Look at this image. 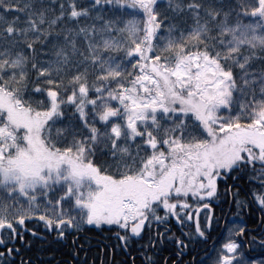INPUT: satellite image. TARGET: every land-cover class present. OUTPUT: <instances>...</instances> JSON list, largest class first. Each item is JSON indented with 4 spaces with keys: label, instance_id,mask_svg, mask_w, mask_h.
<instances>
[{
    "label": "snow or ice",
    "instance_id": "6c2138e0",
    "mask_svg": "<svg viewBox=\"0 0 264 264\" xmlns=\"http://www.w3.org/2000/svg\"><path fill=\"white\" fill-rule=\"evenodd\" d=\"M222 195L257 227L201 256ZM89 232L108 264H264V0H0V264Z\"/></svg>",
    "mask_w": 264,
    "mask_h": 264
},
{
    "label": "trees",
    "instance_id": "16d2710c",
    "mask_svg": "<svg viewBox=\"0 0 264 264\" xmlns=\"http://www.w3.org/2000/svg\"><path fill=\"white\" fill-rule=\"evenodd\" d=\"M229 183L231 184L232 182L229 181ZM238 183L241 185V187H246L245 181H240ZM221 189H222V186H221ZM225 199H226L225 213H227V218L237 217V214L239 213H238V209H236L235 204L231 202V205H229L228 196H225ZM195 207L196 206L193 205V211ZM211 208H213L214 211L215 209L217 211L218 199H215L212 202ZM216 211L214 214L213 226H212V230L213 229L215 230V234H217L219 230V223L217 219L218 214H216ZM206 215H207V211L202 210L200 212V220L202 224L204 223ZM241 220H243L244 224L247 222V221H244L243 218H241ZM175 230L176 229L174 228L173 231ZM106 235L107 233L101 234L99 232H89L87 234V243L85 244L86 249H88V251L86 253L80 252L78 257H75L73 255L74 250L70 249L69 247H65L63 245H57V244H51V245L45 244L43 245L44 250L41 251V242L36 241L34 247L31 250L26 251L25 259H31L33 264H77L78 261H79V264H83L85 257L87 256V264H92L93 260H95V264H101V261H104L105 264H107L109 257L110 256L112 257V253L110 249L106 250L104 248V244L109 243V241L105 239ZM213 237L214 236L211 232V238L213 239ZM212 239H210V241ZM146 240H147V237L145 238V241ZM217 240H219L220 242L221 237ZM91 245H95L94 249H91ZM163 247L165 250L160 254L161 257L170 256L173 246L171 244H166V245H163ZM204 247L205 245H200L198 246V249L201 250ZM132 254L136 255L135 252H133ZM124 258L125 257L119 253H117L115 256V260L117 262L123 260ZM136 264H140L139 258H137Z\"/></svg>",
    "mask_w": 264,
    "mask_h": 264
},
{
    "label": "flooded vegetation",
    "instance_id": "af4514ba",
    "mask_svg": "<svg viewBox=\"0 0 264 264\" xmlns=\"http://www.w3.org/2000/svg\"><path fill=\"white\" fill-rule=\"evenodd\" d=\"M239 186L241 187L240 184H239ZM221 190L223 191V184H222ZM228 202H229V205H231L232 199H231L230 195L228 196ZM225 207H226V199H225V196L222 195L221 198L218 199L217 211L215 209L216 214H218L217 219H218V223H219V230H218L217 234H215L214 229L211 231L213 236H214L212 240H217L221 237L220 243H223L225 241V239L227 238L226 237L227 236V228L232 227L234 224H240L241 218H243L244 221H247L245 223L247 228L253 229V228L257 227V221H258V217L260 215L258 212H253L250 209H245L243 211L238 210L239 214H237V217L227 218V213H225ZM211 210H212V214H213V218H214L215 211L213 208H211ZM205 211H207V210H205ZM212 240L211 241L209 240L208 245L205 247H210L212 244ZM94 247H95V245H91V249H94ZM85 248H86V246H85ZM203 249L199 250L197 248V252H199V255H201V256L203 255ZM193 255H196V253H193ZM111 258L112 257L110 256L108 259V262L111 260ZM197 258H199V257H197ZM188 259H191V257L190 256L185 257V260H188ZM108 262H107V264H108Z\"/></svg>",
    "mask_w": 264,
    "mask_h": 264
}]
</instances>
